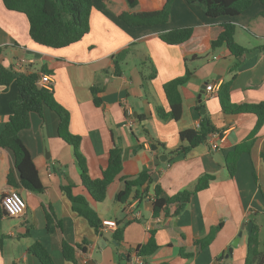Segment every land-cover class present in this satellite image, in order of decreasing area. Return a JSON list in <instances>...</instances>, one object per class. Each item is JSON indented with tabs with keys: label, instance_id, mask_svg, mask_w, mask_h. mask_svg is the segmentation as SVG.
I'll use <instances>...</instances> for the list:
<instances>
[{
	"label": "crops",
	"instance_id": "crops-1",
	"mask_svg": "<svg viewBox=\"0 0 264 264\" xmlns=\"http://www.w3.org/2000/svg\"><path fill=\"white\" fill-rule=\"evenodd\" d=\"M114 2H96L89 33L78 42L54 48L34 41L26 14L9 10L0 0V61L28 74L49 70L54 96L70 112V131L82 138L80 149L91 177L102 176L111 148L118 146L123 152L121 174L109 186L105 200L96 202L81 184L74 147L58 135V115L49 108L44 109L43 118L32 113L31 127L20 135L45 189L35 193L23 187L13 153L0 146V264H42L29 251L36 242L47 248L54 264H129L136 247L153 234L158 248L145 256V264H245L253 221L261 225L264 249V124L251 151L242 154L236 174L231 176L226 156L248 138L257 116L225 113L218 91L235 76L231 90L234 103L264 102V5L253 0L240 15L212 18L198 4L174 0L170 23L130 26L117 17L119 10L129 7L121 0ZM164 3L140 0L134 10H156ZM226 21L236 24L235 39L247 48L242 60L226 46H212ZM185 26H193L194 31L182 44L171 45L160 37L165 31ZM127 47L130 52L120 63L118 73L114 56ZM15 64L21 67L16 69ZM153 66L156 74L150 78ZM187 69L192 75L179 87L182 116L179 120H162L157 108L170 110L164 84L184 76ZM210 83L215 84L216 92L210 94L206 89L199 100L202 86ZM93 87L101 89L98 105ZM17 90L15 82L6 89L0 86V133L11 114L10 104ZM204 114L216 126V134L209 143L174 156L173 150L189 144L180 138V132L197 127ZM211 140L218 143V149H211ZM153 144L158 146L156 150ZM161 155H166V160ZM146 170L154 172V182L135 187L127 201H118L116 195L125 187L124 177L135 178ZM10 174L16 184L9 183ZM205 174L214 175V180L207 189L196 192L179 213H175L178 203H173L168 212L154 216L157 186L161 196L169 198L195 189ZM63 184L73 185L74 193L83 195L103 222L113 220L116 225H104L97 231L74 211L61 188ZM137 189L146 190L145 194L135 195ZM12 190L26 201V212L21 217H9L1 206L3 195ZM218 225L212 243L199 249L195 240L206 237ZM119 227H124L121 243L113 236ZM63 240L76 248V262L64 257Z\"/></svg>",
	"mask_w": 264,
	"mask_h": 264
},
{
	"label": "trees",
	"instance_id": "trees-1",
	"mask_svg": "<svg viewBox=\"0 0 264 264\" xmlns=\"http://www.w3.org/2000/svg\"><path fill=\"white\" fill-rule=\"evenodd\" d=\"M9 10L25 13L29 20V33L34 41L39 44L62 48L80 41L90 31V16L96 2L106 5V2L114 3V0H3ZM129 8L119 10L117 17L130 26H155L170 23L172 19V4L174 0H165L164 5L156 10H134L139 6L140 0H121ZM189 4L200 5L207 16L217 18L220 16H237L251 7L253 0H186ZM264 5V0H260ZM264 16V12H262ZM222 31L219 36L212 41L213 47L226 46L230 53L241 60L245 58L247 48L239 44L235 39L236 24L232 21L223 22ZM193 26H185L165 31L161 34V39L171 45H179L188 41L193 34ZM130 48H124L114 56V63L118 73L120 72V63L126 59ZM238 65L234 66L233 71ZM43 72H49L46 68ZM156 69L153 66V72L150 78L155 77ZM41 74L24 73L11 67H6L0 61V86L8 88L12 83L17 85V93L11 101V114L4 128L0 133V146L10 150L13 153L15 166L20 175L19 183L26 189L35 193H41L45 185L41 179L39 170L35 164L32 154L22 139L20 133L22 130L31 127L32 113L44 117V109L49 108L59 117L58 135L64 141L74 147L76 163L80 169V179L82 186L88 191L96 202H103L107 196L109 186L121 174L123 169V152L118 146L110 149L108 164L102 170L100 178H93L89 174L86 157L80 149L81 136L70 131V112L60 104L52 89L38 84ZM192 75V71L187 69L184 76L174 78L164 84V90L167 95L170 110L166 111L162 107L157 108V114L162 120H179L183 113L182 96L179 90L180 85L186 83ZM235 77V76H234ZM234 77L224 82L218 91V99L222 110L225 113H252L257 116V122L246 140L239 143L234 150L226 156V166L231 176L237 171V162L242 154L250 152L258 131L264 124V102L260 103H234L231 99V90ZM99 87H93L92 92L94 101L98 105L101 98L98 93ZM202 104L198 106L201 110ZM217 128L212 123L209 116L202 115L199 126L186 129L180 132V138L187 140V146H180L172 151L174 156L186 154L193 147L201 143H209L212 133ZM264 160V149L261 152ZM257 181L258 177L254 173ZM154 172L146 170L139 173L135 178H126L125 187L116 195V199L121 202L130 198L135 187L150 185L154 182ZM214 175L205 174L200 179L195 189L183 190L177 194L165 198L161 196V189L157 186L153 201V214L158 216L162 211L168 212L169 205L178 203L175 213L180 210L194 197L195 193L210 186ZM9 183L16 184L12 175H9ZM62 190L72 201L73 209L80 216H83L91 226L97 231L104 226L103 220L97 211L89 205V202L83 195L74 193L73 185H61ZM145 191L136 190L135 195L143 196ZM261 194L264 201V188H261ZM264 217V207L262 210ZM220 225L213 227L210 233L200 239L195 240L199 249L205 248L212 243ZM261 225L253 221L248 236L247 255L245 264H264V249L261 241ZM153 233V232H152ZM124 235V227H119L114 232V239L121 243ZM63 254L67 260L76 262V248L63 240ZM158 244L155 241L154 234L145 244L136 247V251L141 255L148 256L155 252ZM42 264H54L51 253L40 242H36L29 247ZM168 264V263H163Z\"/></svg>",
	"mask_w": 264,
	"mask_h": 264
},
{
	"label": "built area",
	"instance_id": "built-area-1",
	"mask_svg": "<svg viewBox=\"0 0 264 264\" xmlns=\"http://www.w3.org/2000/svg\"><path fill=\"white\" fill-rule=\"evenodd\" d=\"M20 67H21L20 64H15L16 69ZM38 84L52 89V85H53L52 75L48 72H43L39 77ZM206 89L210 94H214L216 92V86L215 84L212 83L208 84L206 86ZM215 134L216 133H212L210 138H212V136H214ZM210 147L211 149L216 150L218 149L219 145L216 141L211 140ZM131 205L132 204H129L128 210H131L130 208ZM1 206L5 214H7L9 217L12 218L23 216L26 212V207H27L25 199L17 190H12L11 192L3 195V197L1 198ZM136 215L140 217V212L138 211ZM104 225L115 226L116 222L113 220H105ZM129 264H145V256L138 253V251H135L130 256Z\"/></svg>",
	"mask_w": 264,
	"mask_h": 264
},
{
	"label": "water",
	"instance_id": "water-1",
	"mask_svg": "<svg viewBox=\"0 0 264 264\" xmlns=\"http://www.w3.org/2000/svg\"><path fill=\"white\" fill-rule=\"evenodd\" d=\"M205 90H206V84H204L203 86H202V90H201V92H200V94H199V100H202V95H203V93L205 92ZM203 112H205V108L203 107ZM152 147H153V149H157L158 148V146L156 145V144H153L152 145ZM160 158L162 159V160H166V158H167V156L166 155H161L160 156ZM234 245V244H233ZM230 252H232V246L230 247Z\"/></svg>",
	"mask_w": 264,
	"mask_h": 264
}]
</instances>
